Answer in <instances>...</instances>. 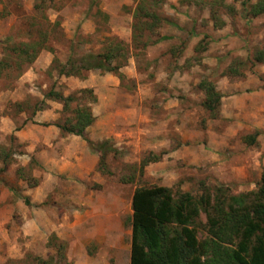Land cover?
<instances>
[{
	"label": "rangeland",
	"instance_id": "rangeland-1",
	"mask_svg": "<svg viewBox=\"0 0 264 264\" xmlns=\"http://www.w3.org/2000/svg\"><path fill=\"white\" fill-rule=\"evenodd\" d=\"M258 2L0 0V42L10 39L0 44V60L11 66L0 76V118L14 120V135L0 134V264H26L29 255L58 264H130L135 190L164 186L197 201L214 200L220 187L232 196L257 191L264 64L253 59L264 50V14L250 11ZM140 3L158 18L134 49ZM108 38L131 49L123 80L100 71L59 77L52 68L72 48L102 52ZM15 49L40 53L27 65ZM202 81L219 94L213 112ZM53 86L65 97L93 89L96 120L87 137L118 149L107 157L109 172L81 137L42 125L63 117L61 103L45 100ZM42 101L45 109L33 115ZM28 119L36 124L16 132ZM196 225L199 241L210 243L204 210Z\"/></svg>",
	"mask_w": 264,
	"mask_h": 264
},
{
	"label": "trees",
	"instance_id": "trees-1",
	"mask_svg": "<svg viewBox=\"0 0 264 264\" xmlns=\"http://www.w3.org/2000/svg\"><path fill=\"white\" fill-rule=\"evenodd\" d=\"M143 5L140 3L134 14V49L139 46L142 38H150L145 32L153 28L152 24L157 17L147 14ZM250 12L253 17L263 15L264 0L253 5ZM9 41L5 39L0 44L5 46ZM106 41L107 46L98 53L77 54L72 48L67 61L62 63L54 59L52 68L59 77L82 79L89 72L100 71L117 74L123 80L125 75L121 69L129 60L131 49L116 38H108ZM144 46L147 47L148 43ZM14 52L30 65L40 50L15 49ZM253 61L255 64H264V50L258 51ZM10 67L0 60V76ZM18 68L21 69L22 64ZM199 86L208 92L204 104L213 112L219 95L215 86L207 81H202ZM45 100L61 103L63 117L55 123L42 125L55 126L62 135L81 137L100 155L101 170L109 172L107 157L117 154L118 149L111 145L110 140L94 142L87 137L88 128L96 120L92 105L98 102V98L93 89H82L78 96L65 97L53 86L45 94ZM84 100H89V103ZM45 107V101L36 104L33 115ZM29 122L36 124L33 119H28L22 126L16 127L15 131H20ZM248 138L251 143L256 140L255 136ZM25 203L31 204L29 199H25ZM132 210L130 264H264V171L257 191L232 196L220 187L214 200L208 195L197 201L187 192L174 195L171 189L164 186L139 188L132 197ZM202 210L206 214L212 237L210 243H201L198 239L196 221ZM62 256L65 257L64 254ZM25 262L58 264L55 260L30 255Z\"/></svg>",
	"mask_w": 264,
	"mask_h": 264
},
{
	"label": "crops",
	"instance_id": "crops-1",
	"mask_svg": "<svg viewBox=\"0 0 264 264\" xmlns=\"http://www.w3.org/2000/svg\"><path fill=\"white\" fill-rule=\"evenodd\" d=\"M5 19V18H4ZM8 19V17L6 18ZM11 27L5 32L8 35ZM37 121V119H35ZM4 135H14V120L11 117H1L0 118V134Z\"/></svg>",
	"mask_w": 264,
	"mask_h": 264
}]
</instances>
